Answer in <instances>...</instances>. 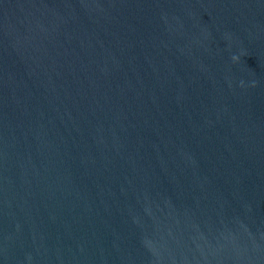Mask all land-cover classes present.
Segmentation results:
<instances>
[{"label": "water", "instance_id": "water-1", "mask_svg": "<svg viewBox=\"0 0 264 264\" xmlns=\"http://www.w3.org/2000/svg\"><path fill=\"white\" fill-rule=\"evenodd\" d=\"M0 264H264V0H0Z\"/></svg>", "mask_w": 264, "mask_h": 264}]
</instances>
